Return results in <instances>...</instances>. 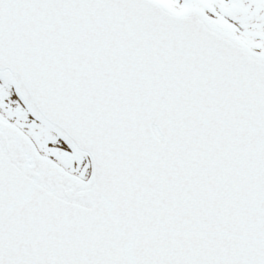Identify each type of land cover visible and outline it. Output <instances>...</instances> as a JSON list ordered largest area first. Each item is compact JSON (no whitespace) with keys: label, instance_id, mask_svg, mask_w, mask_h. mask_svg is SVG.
<instances>
[{"label":"snow or ice","instance_id":"1","mask_svg":"<svg viewBox=\"0 0 264 264\" xmlns=\"http://www.w3.org/2000/svg\"><path fill=\"white\" fill-rule=\"evenodd\" d=\"M0 264H264V0H0Z\"/></svg>","mask_w":264,"mask_h":264}]
</instances>
